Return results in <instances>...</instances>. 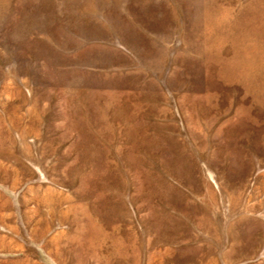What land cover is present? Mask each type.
<instances>
[{
    "label": "rangeland",
    "instance_id": "1",
    "mask_svg": "<svg viewBox=\"0 0 264 264\" xmlns=\"http://www.w3.org/2000/svg\"><path fill=\"white\" fill-rule=\"evenodd\" d=\"M0 264H264V0H0Z\"/></svg>",
    "mask_w": 264,
    "mask_h": 264
}]
</instances>
